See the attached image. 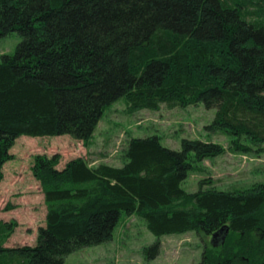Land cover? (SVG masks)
Returning <instances> with one entry per match:
<instances>
[{
	"label": "trees",
	"instance_id": "obj_1",
	"mask_svg": "<svg viewBox=\"0 0 264 264\" xmlns=\"http://www.w3.org/2000/svg\"><path fill=\"white\" fill-rule=\"evenodd\" d=\"M14 32L21 42L0 59V183L18 137L86 144L120 99L128 114L201 103L215 110L205 130L231 136L234 151H249L241 139L264 144V0H0V39ZM223 153L186 139L171 150L148 136L129 140L121 167L76 158L59 169L57 156H36L44 226L34 245L6 247L16 223L0 220V264H65L111 240L121 213L158 238L228 228L246 241L216 263L264 264V184L181 188L196 165ZM145 252L155 258L159 244Z\"/></svg>",
	"mask_w": 264,
	"mask_h": 264
},
{
	"label": "rangeland",
	"instance_id": "obj_2",
	"mask_svg": "<svg viewBox=\"0 0 264 264\" xmlns=\"http://www.w3.org/2000/svg\"><path fill=\"white\" fill-rule=\"evenodd\" d=\"M20 42L21 37L15 32L1 38L0 59L2 55L13 54ZM214 115V109H206L201 103L174 109L161 106L158 111L141 110L128 114L124 99H120L103 112L86 144L67 135L18 137L9 150L10 159L3 164L0 183V220L16 223L14 233L5 246L34 245L37 229L44 226L46 210L43 195L31 172L36 156H57L59 169L76 158L86 160L90 166L106 164L121 167L124 163L123 150L133 138L156 136L164 147L171 150H179L184 139L200 140L221 145L224 153L196 165L181 184L184 191H198L202 181V190L212 188L218 191L244 190L255 184H264V144L255 146L241 139L240 144L248 146L249 151H234L231 148L234 141L231 136L210 134L205 130ZM211 236L187 232L158 238L147 230L144 220L121 213L111 240L80 249L67 256L64 262L205 264V259L210 257L213 259L212 264H217V256L223 249L228 255H234L246 241L229 232L224 235L222 243L212 242ZM248 236L250 239L260 237L257 233ZM156 242L159 244V253L150 259L145 249ZM238 257L245 260L241 255Z\"/></svg>",
	"mask_w": 264,
	"mask_h": 264
},
{
	"label": "water",
	"instance_id": "obj_3",
	"mask_svg": "<svg viewBox=\"0 0 264 264\" xmlns=\"http://www.w3.org/2000/svg\"><path fill=\"white\" fill-rule=\"evenodd\" d=\"M229 232L228 228H225V229H220L219 232H216L214 234H212V239L211 241L214 242L213 240L215 239L216 236H219V234H223L222 236H224V234H227Z\"/></svg>",
	"mask_w": 264,
	"mask_h": 264
},
{
	"label": "flooded vegetation",
	"instance_id": "obj_4",
	"mask_svg": "<svg viewBox=\"0 0 264 264\" xmlns=\"http://www.w3.org/2000/svg\"><path fill=\"white\" fill-rule=\"evenodd\" d=\"M223 234H219V236H216L215 239L213 240L215 243H222V240L224 239V236H222ZM225 235V234H224ZM212 239V236H211Z\"/></svg>",
	"mask_w": 264,
	"mask_h": 264
}]
</instances>
